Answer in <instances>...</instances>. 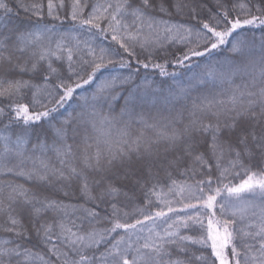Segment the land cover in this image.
<instances>
[{
	"label": "snow or ice",
	"instance_id": "obj_1",
	"mask_svg": "<svg viewBox=\"0 0 264 264\" xmlns=\"http://www.w3.org/2000/svg\"><path fill=\"white\" fill-rule=\"evenodd\" d=\"M0 264H264V0H0Z\"/></svg>",
	"mask_w": 264,
	"mask_h": 264
},
{
	"label": "trees",
	"instance_id": "obj_2",
	"mask_svg": "<svg viewBox=\"0 0 264 264\" xmlns=\"http://www.w3.org/2000/svg\"><path fill=\"white\" fill-rule=\"evenodd\" d=\"M68 2L70 3V0H68ZM65 24L67 25V21L65 22ZM75 34V33H73ZM105 43H107V41H105ZM157 79H159V77H156Z\"/></svg>",
	"mask_w": 264,
	"mask_h": 264
},
{
	"label": "rangeland",
	"instance_id": "obj_3",
	"mask_svg": "<svg viewBox=\"0 0 264 264\" xmlns=\"http://www.w3.org/2000/svg\"><path fill=\"white\" fill-rule=\"evenodd\" d=\"M145 231H147V229Z\"/></svg>",
	"mask_w": 264,
	"mask_h": 264
}]
</instances>
